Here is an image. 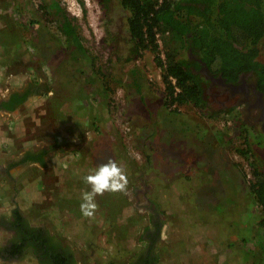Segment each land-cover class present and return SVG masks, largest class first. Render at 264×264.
<instances>
[{"label":"rangeland","instance_id":"obj_1","mask_svg":"<svg viewBox=\"0 0 264 264\" xmlns=\"http://www.w3.org/2000/svg\"><path fill=\"white\" fill-rule=\"evenodd\" d=\"M43 1L59 5L62 17L76 27L86 53L61 48L68 43L67 38L62 45L56 43L52 26H46L42 36L37 35V21L31 22L25 9ZM7 3L11 18L7 23L15 25V42L20 45L16 47L12 38L4 37L8 42L3 65L10 63L19 49L29 60L21 63L25 71L32 59L38 61L32 67L34 71L40 67L50 83L56 80L48 100L46 97L37 100L38 118L34 124L26 125L29 139L0 143L2 149H15L14 159L23 165L0 172L4 185L12 175L17 176L13 184L24 191L35 176L40 184L44 182L41 194L37 195L39 200L26 199L16 205L29 225L61 240L76 253L78 264H126L145 248L153 252L155 264H264L263 214L259 218L254 213L258 203L251 182L232 150L240 140L229 135L230 118L221 115L216 123L208 125L204 121L207 114L192 105H182L179 114L170 111L163 70L152 51L137 50L128 24L130 14L121 0L102 3L8 0ZM24 35L27 40L33 36L36 48L29 47ZM160 56L162 59L165 56L163 45ZM258 60L264 63V40ZM79 71L83 74L79 75ZM2 74L4 71L0 72V94L11 90L9 79L1 77ZM74 91L86 97L80 98L81 106L71 98ZM216 91L211 88L208 98L209 112L214 114L235 102L224 95L214 96ZM55 100L58 107L53 111ZM93 118L98 119L96 128L91 124ZM13 122V118L1 119L0 130L8 128L12 132L16 128ZM108 134L114 137L110 139ZM249 143L257 152L261 149L254 135ZM52 144L71 153L82 150L80 156L72 158L78 161L73 164L75 170L67 163V168L64 167L67 156L63 153L57 156L55 147V153L50 151L51 158L43 155ZM24 151L42 154L44 157L38 156L41 165L42 160L45 164L55 160L54 168L51 172H45L44 168L31 173L26 168L30 163L28 156H19ZM258 154L264 160V150ZM11 159L8 155L0 165ZM110 159L123 169L127 186L123 191L95 195L94 215L85 216L81 211L83 194L92 191L85 178L94 175ZM255 166L264 172L263 161ZM206 180V186H216L211 197L202 186ZM57 182L61 186L56 188L53 198L49 187L54 188ZM13 184H9L11 188ZM157 226H161L160 233ZM207 229L219 236L220 247L208 246L206 238L214 236ZM150 235L158 237L154 245L145 240ZM6 240L7 236H0V261L12 264L1 256L6 252ZM14 264H36V259L29 254Z\"/></svg>","mask_w":264,"mask_h":264},{"label":"trees","instance_id":"obj_2","mask_svg":"<svg viewBox=\"0 0 264 264\" xmlns=\"http://www.w3.org/2000/svg\"><path fill=\"white\" fill-rule=\"evenodd\" d=\"M121 5L130 14L137 50L152 51L163 70L168 105H193L206 112L203 65L228 82L250 72L264 94V63L258 60L264 40V0H121ZM54 8L60 11L59 5ZM62 30L70 49L86 53L71 20L65 18ZM160 41L165 59L160 56ZM170 78L176 80L178 94ZM16 102L14 98L10 105ZM10 105L8 110L13 109ZM254 170L251 188L264 211V172L256 166Z\"/></svg>","mask_w":264,"mask_h":264},{"label":"flooded vegetation","instance_id":"obj_3","mask_svg":"<svg viewBox=\"0 0 264 264\" xmlns=\"http://www.w3.org/2000/svg\"><path fill=\"white\" fill-rule=\"evenodd\" d=\"M56 5H58L56 2L50 5L45 4L44 1L38 2L35 5H28L25 12L32 18L31 22L37 21V35L42 36L43 34L41 33L46 31L45 27L52 26V32L58 33V35L53 34V40L62 45L67 38L64 35V31L61 30L65 19L62 17L61 11H57L54 8ZM42 50L44 51V48H42ZM205 69L206 66L203 65L200 71L201 73L203 72L202 75L205 81L206 99L208 100L210 95L209 91L214 87L217 90L214 96L224 95L228 100H234L235 102L228 108L222 107L216 114H214V112H209V106L206 112L192 105L193 108L207 114L204 117V121H206L208 125L216 123V121L219 120L218 116L221 115L230 118L227 122L229 135L239 139L241 146L239 149L240 146L236 143L232 150L240 151L245 148V151L241 152L246 155L250 163H253L254 168L256 163H259L260 160L264 163V160L261 159L263 155L258 154L260 150H264V94L259 90L254 75L250 72L243 73L239 76L237 81L228 82L220 76L205 72ZM81 72L82 71H79L78 74H83ZM224 104L225 103H222V105ZM0 108L4 109L1 102ZM249 129L250 132L253 133L250 134L248 131ZM253 135L254 138H257L258 142H260L259 146H261V149H259L258 152L254 150L249 143ZM252 185L253 184H251V186ZM257 205L260 208L255 207L254 213L261 218L262 207L259 204ZM7 225L5 224L13 234L7 236L8 240H6L5 245L6 252L3 253L6 259L22 261L26 255L31 254L33 258L36 259V264H78L74 251L68 248L61 240L55 238L52 233L43 229L39 230L32 228L24 215L14 216V220L11 224ZM149 231H151V229ZM160 231L161 226H157V232L160 233ZM152 236L154 240L151 239V235L147 238V241H150V245H154L153 241L158 238L157 235ZM155 262L151 249L145 248V251L138 252L137 255L126 264H155Z\"/></svg>","mask_w":264,"mask_h":264},{"label":"crops","instance_id":"obj_4","mask_svg":"<svg viewBox=\"0 0 264 264\" xmlns=\"http://www.w3.org/2000/svg\"><path fill=\"white\" fill-rule=\"evenodd\" d=\"M8 0H0V72L4 71V74L1 75V77H3L4 79L6 78L9 79V84H10V88L11 90H6L5 93L0 94V102L3 104L4 109L0 108V120L2 119H12L13 118V124L16 125V128H14V130H12V132H9V129H4V131L0 130V143L1 145L5 142V143H10L11 141L15 140V139H20L21 141L29 139L27 134H29L26 125L28 124H34L35 123V119L38 118V110L40 109V105H38L37 103L39 101H37L40 98H45L48 100V95L52 94V88L51 86L56 82V80H54L55 82L50 83L49 80V76L45 73L42 72L41 68H37V70H33L32 67L34 65H36V63L38 64V61L35 62L31 59V65L28 64V70H24L23 67L21 66V63L24 62H28V58H26L25 54H23L22 50L18 49V54L16 55H12L13 59H11L10 63H5L3 65L2 60H3V53L6 52V43L8 41L4 40V37H10L12 38L11 40L14 42V44H16V47L20 44L15 42L16 37V30H15V25L14 24H9L7 23V19L9 18V9H8ZM10 16V15H9ZM10 22H11V18ZM13 19V18H12ZM6 42V43H5ZM64 44V43H63ZM67 48L69 49V44L65 43L61 48ZM56 51V50H55ZM23 56V57H22ZM25 56V57H24ZM22 68H20V67ZM35 67V66H34ZM32 73V74H31ZM33 79H35L33 81ZM2 80V78H1ZM0 80V81H1ZM40 81V82H39ZM45 81L49 82L47 84L44 83ZM16 98L17 102L12 104V100ZM71 98L74 99V102L81 106L82 102L81 99H85L83 98V96L74 91L73 92V96H71ZM81 98V99H80ZM58 100H55V104H53L54 106L52 107L53 111L55 110L56 107H58L57 103ZM12 106L13 109L12 110H8L6 106ZM11 107V108H12ZM101 122V120H100ZM12 124V123H11ZM91 124L96 128L98 126V119L93 118ZM38 125V124H37ZM36 125V126H37ZM38 127V126H37ZM16 131V132H15ZM10 134V135H9ZM21 136V137H20ZM108 136L110 137V139H112L114 136L113 134H108ZM8 139V140H7ZM47 140V139H46ZM0 145V163L6 159V157L9 155L10 158H12L11 160H9L8 163H10L11 165H8V163H6V165H0V172H8L9 168L13 169L15 165V167H17V164L19 166H23L22 164H20V162H17V159H14L15 156L13 155L15 153V149L11 150V149H2ZM53 146L48 147L46 149V151H43V155H48L50 156V158L52 157L51 152H56L54 150V147L56 148V150H58L56 154H58L57 156H61L63 153L64 156H67L64 160V165L65 163L68 164V167L71 168L73 170H75L74 165L73 164H78V161L73 160L72 158L78 157L80 156V154H82V150H74L72 153L69 152L70 150H66L64 148H62L61 146H54L55 144H52ZM51 151V152H50ZM12 154H11V153ZM14 152V153H13ZM25 154V156H28L27 158V162L28 165H26L27 169H31V173H36V170L38 172H40L41 170H43L45 168V170L47 169V171L45 172H51V169L54 168V161L50 164H45L44 161L42 160V165L40 164V160H39V155L40 154H35L34 152L29 151H24L20 153L19 156H23ZM42 154L40 155V157H44ZM86 156V155H85ZM87 157V156H86ZM68 160L71 161L68 163ZM60 161V160H58ZM16 162V163H14ZM197 165V164H196ZM194 166V164H193ZM65 168H67V165L64 166ZM60 170L62 168V165L59 166ZM10 169V170H11ZM59 170V171H60ZM29 171V170H28ZM70 172H73L72 170H69ZM23 173V169L21 167V174ZM61 172H59L60 174ZM17 177V176H16ZM16 177L15 176H11L9 180L5 181V185L4 183H2L3 181H0V226L2 224L0 228V236H8L10 234H13V232H10V229L8 227L5 226V224H11V222L14 220V216H19L22 215V211L21 208L16 207V205L20 204L21 202L27 201L26 199L31 200V202L36 201L37 199V195L41 194V186L43 185V181L40 184V181L38 176H35V179L32 178L31 181H29V186L28 188H26V191H24L22 189V187H18L17 185H14V179L16 181ZM219 178L223 179V177ZM225 178V177H224ZM208 180L203 181L202 182V186L206 187L208 190L205 192L207 194L208 197H211L212 194L214 193V187L216 186H211L208 187L205 184L207 183ZM222 181V180H220ZM11 182V183H10ZM205 183V184H204ZM9 184H13L12 188L11 185ZM61 184H58L54 187V188H50V195L54 198L56 196V188H60ZM15 187V188H14ZM39 187V189H38ZM203 191V190H202ZM24 192V193H23ZM206 197V199L208 198ZM40 199V196L38 197V200ZM74 202L71 203V206L73 205L72 208H74ZM247 211L245 214V217H248ZM193 227H197V225L195 223L192 224ZM8 226V225H7ZM2 229V231H1ZM208 230V229H207ZM210 231V230H208ZM212 233V235L214 236L213 238H206V242L208 244V246L210 247H214L215 245L218 244V246L220 247L221 244L219 243V241L217 240V238L219 236L215 237V231L212 230L210 231ZM145 240L147 241L148 239L145 238ZM200 244H201V239H200ZM5 245H6V241H5ZM224 248V247H223ZM5 249V247H4ZM6 250V249H5ZM225 250V249H224ZM226 251V250H225ZM5 260L6 257L4 256V254L2 253L1 255ZM1 260V259H0ZM10 263L13 262L12 264H14L15 262H19L17 260L13 261V260H7Z\"/></svg>","mask_w":264,"mask_h":264},{"label":"clouds","instance_id":"obj_5","mask_svg":"<svg viewBox=\"0 0 264 264\" xmlns=\"http://www.w3.org/2000/svg\"><path fill=\"white\" fill-rule=\"evenodd\" d=\"M86 183L92 186L90 193L83 194L84 203L81 204V211L85 216H93L97 208L94 202L95 195H103L106 191L119 192L127 186V177L121 167L114 160H109L94 175H88ZM3 264V261H0Z\"/></svg>","mask_w":264,"mask_h":264},{"label":"built area","instance_id":"obj_6","mask_svg":"<svg viewBox=\"0 0 264 264\" xmlns=\"http://www.w3.org/2000/svg\"><path fill=\"white\" fill-rule=\"evenodd\" d=\"M54 34L58 35V33H54ZM24 39L26 40V43L29 45L30 48L33 49L35 47L33 45V42H34L33 36L31 37V39L27 40V37L24 35ZM159 44L162 45V42L160 41ZM163 59H165V56H163ZM170 80L172 81V84L175 86L176 94H178L180 92V89L176 86V80L173 78H170ZM169 108H170V111L176 112L178 114L182 112V105H179L177 103L173 104V105H169ZM237 145L240 146V142H238ZM240 148H241V146L239 147V149ZM241 151H245V148L241 149L240 151H234L235 154L238 156L236 158L239 159V163H241L243 165L244 169L243 168L242 169L244 171V175H245L246 179L249 182H251V184H253L255 182V179H256L253 163H250L249 159ZM261 210H262V214H263V219H262V221H263L264 220V211L262 208H261ZM262 231H263V236H264V226L262 227Z\"/></svg>","mask_w":264,"mask_h":264},{"label":"water","instance_id":"obj_7","mask_svg":"<svg viewBox=\"0 0 264 264\" xmlns=\"http://www.w3.org/2000/svg\"><path fill=\"white\" fill-rule=\"evenodd\" d=\"M205 72H208V68L206 67Z\"/></svg>","mask_w":264,"mask_h":264}]
</instances>
